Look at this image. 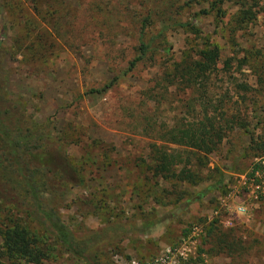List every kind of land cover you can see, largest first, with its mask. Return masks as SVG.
<instances>
[{"label":"rangeland","instance_id":"rangeland-1","mask_svg":"<svg viewBox=\"0 0 264 264\" xmlns=\"http://www.w3.org/2000/svg\"><path fill=\"white\" fill-rule=\"evenodd\" d=\"M149 1L128 0L124 8L116 0H0V97L45 124L80 170L83 187L49 199L94 263L180 264L200 250L203 264H264V170L250 177L253 164L264 167V0H249L255 17L240 25L236 0L207 16L198 13L213 0L175 7L190 27L167 31L166 63L217 47L231 68L214 80L215 93L232 97L247 129H234L202 160L196 184L152 174L151 141L136 126L143 118L170 125L188 99L173 87L163 90L160 80L171 68L162 54L104 94H85L127 68ZM148 89L155 102L146 100ZM186 158L193 170L196 160ZM218 174L221 188L205 191ZM9 215L37 230L15 211L1 214ZM44 248L50 257L42 264H82L51 238Z\"/></svg>","mask_w":264,"mask_h":264},{"label":"trees","instance_id":"trees-1","mask_svg":"<svg viewBox=\"0 0 264 264\" xmlns=\"http://www.w3.org/2000/svg\"><path fill=\"white\" fill-rule=\"evenodd\" d=\"M116 1L124 3V8L128 6V0ZM228 1L213 0L208 10L198 14H219L221 5ZM236 1L235 22L240 25L252 21L255 12L248 5L249 0ZM180 3V0H150L145 16L139 19L134 57L127 63V68L99 89H90L85 94H104L127 73L139 65L150 66L154 56L162 54L166 58L164 67L171 68L165 80H160L164 84L163 90L166 92L173 87L183 95L187 93L188 99L179 106L180 117H174L170 125L155 126L151 120L143 118L136 126L151 141L148 144V170L152 174L196 184L202 160L217 152L234 129L243 132L247 129L244 120L232 111V97L215 93L214 80L220 73L229 74L231 68V60L222 61L217 47L204 45L194 54H187L172 63L171 67L166 63L171 50L166 41L167 31L190 27L175 16V7ZM132 17L136 18V12ZM147 27L154 28L153 32L148 33ZM151 91H146V100L155 102ZM187 156L196 160L194 166H188L193 170L185 168ZM263 170L260 163L253 164L250 177L262 174ZM218 175L220 179L205 191L221 188L222 179ZM83 186L80 170L72 164L62 143L51 137L47 126L34 123L20 107L0 97V264H42L50 257L49 249L44 248L49 238L82 264H96L87 255L86 246L75 241L49 199ZM203 194H197L194 200L201 199ZM8 209L34 223L37 230L21 224L20 219H10V215L2 217L4 211L5 215L9 214ZM211 229L209 225L208 233ZM199 254L200 250L195 257L179 259L180 264H203Z\"/></svg>","mask_w":264,"mask_h":264},{"label":"built area","instance_id":"built-area-1","mask_svg":"<svg viewBox=\"0 0 264 264\" xmlns=\"http://www.w3.org/2000/svg\"><path fill=\"white\" fill-rule=\"evenodd\" d=\"M242 212H243V210H242Z\"/></svg>","mask_w":264,"mask_h":264}]
</instances>
